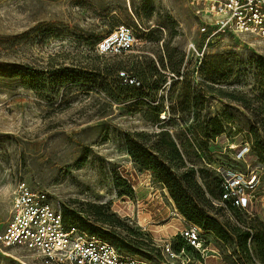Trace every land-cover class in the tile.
Listing matches in <instances>:
<instances>
[{"label": "rangeland", "instance_id": "rangeland-1", "mask_svg": "<svg viewBox=\"0 0 264 264\" xmlns=\"http://www.w3.org/2000/svg\"><path fill=\"white\" fill-rule=\"evenodd\" d=\"M205 10L206 0H0V233L24 181L66 226L129 254L162 260L163 242L176 248L178 231L195 225L225 264H264V199L251 214L214 205L225 171L259 162L264 189V38ZM119 26L133 48L98 54ZM161 132L183 166L155 152ZM135 143L171 178L193 170L199 189L181 181L185 194L225 239L185 218L161 177L133 161ZM233 229L249 232L244 244ZM0 264L44 262L0 244Z\"/></svg>", "mask_w": 264, "mask_h": 264}, {"label": "built area", "instance_id": "built-area-1", "mask_svg": "<svg viewBox=\"0 0 264 264\" xmlns=\"http://www.w3.org/2000/svg\"><path fill=\"white\" fill-rule=\"evenodd\" d=\"M218 17L222 27L248 32L264 38V0H206V10ZM135 44L132 31L117 27L96 45L98 54L118 55ZM246 172L225 171L214 205L225 210L251 214L254 206L263 205L264 189L260 174L263 167ZM261 165V166H260ZM180 243L162 244V260L152 261L119 250L110 241L86 233L75 225L66 226L44 191H34L18 181L11 200L8 218L0 233V244L26 249L43 259L44 264H225L220 253L202 237L201 229L187 225L178 231Z\"/></svg>", "mask_w": 264, "mask_h": 264}, {"label": "trees", "instance_id": "trees-1", "mask_svg": "<svg viewBox=\"0 0 264 264\" xmlns=\"http://www.w3.org/2000/svg\"><path fill=\"white\" fill-rule=\"evenodd\" d=\"M263 132H264V123H263ZM167 134L164 132L159 133V136L163 137V147L162 150H155V152L159 153L160 156L163 157V162H171L172 160H176L180 162V166H183L181 154L176 146V144L171 140H165L164 137ZM139 140H142L141 134H136ZM132 149V148H131ZM130 155L133 158V161L143 168L149 169L152 173L161 177L165 186L169 190L171 197L173 198L176 207L178 210L187 218L189 221H192L197 224H202L205 230H213L217 237L221 239H225L228 236V232L219 227L218 223L211 217L206 216L203 213H199L196 206L193 205V202L190 197L186 196V190L184 189L183 181L187 187H191L196 190L199 189L197 182L193 178V170L188 168L187 172L182 173L181 178L175 177L171 178V173L169 171L168 166L163 165V162H160L158 157L153 156L148 148H145L141 143H135L133 145V149L130 150ZM63 222L66 221V213L63 212L61 214ZM65 224V223H64ZM233 235L238 236L239 239L243 242L249 238V232H239L238 229H233ZM89 232V231H88ZM86 232V233H88ZM90 233V232H89ZM88 233V234H89ZM120 248L124 250H128L126 246H120ZM121 250V249H119ZM121 250V251H124ZM243 252H247L245 248L242 249ZM127 252V251H124ZM259 255L262 257L264 261V247L261 245L259 248Z\"/></svg>", "mask_w": 264, "mask_h": 264}]
</instances>
